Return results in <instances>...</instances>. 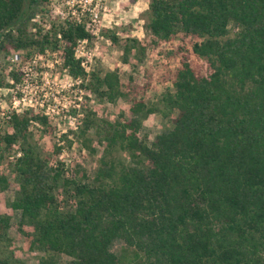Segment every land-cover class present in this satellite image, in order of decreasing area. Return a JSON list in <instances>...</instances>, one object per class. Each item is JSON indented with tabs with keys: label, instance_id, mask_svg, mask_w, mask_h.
Masks as SVG:
<instances>
[{
	"label": "trees",
	"instance_id": "16d2710c",
	"mask_svg": "<svg viewBox=\"0 0 264 264\" xmlns=\"http://www.w3.org/2000/svg\"><path fill=\"white\" fill-rule=\"evenodd\" d=\"M51 3L0 0V88L22 82L7 64L14 53L21 65L50 52L73 85L129 106L111 120L82 108L51 151L32 131L53 133L45 114L0 116V191L14 181L7 206L26 249L42 253L38 264H264V0H148L145 42L100 28L122 62L133 54V68L147 48L166 46L174 64L154 102L143 99L147 74L140 83L86 68L76 50L95 37L90 6L51 18ZM151 113L169 126L148 140L140 129ZM70 133L87 152L101 145L92 173L58 158ZM10 226L0 211V264H21Z\"/></svg>",
	"mask_w": 264,
	"mask_h": 264
},
{
	"label": "rangeland",
	"instance_id": "374dc122",
	"mask_svg": "<svg viewBox=\"0 0 264 264\" xmlns=\"http://www.w3.org/2000/svg\"><path fill=\"white\" fill-rule=\"evenodd\" d=\"M89 0H52L51 18L66 16L70 14L79 4H87ZM148 0H93V12L96 17L92 21L95 28V37L91 43L83 44L78 48L79 54L86 62L87 68L113 69L116 68L121 81H126L128 75H132L134 81L141 83L142 76H149L150 87L143 94L145 102H154L157 95L169 86L161 78L166 74V68L174 64L170 59L165 58L160 48H147L142 63L133 68V54L127 56V61H121V48L112 45L108 39L98 33L100 28L115 31L119 37H134L145 42L146 36L142 30L143 11L146 9ZM87 49V50H86ZM57 58L50 52L45 57L35 60L34 68L25 77L24 83L15 90L12 88H0V112H5L11 104L13 96L19 93L25 96L24 102H20L18 108L26 107L34 110L46 109L48 120L55 127L52 134L42 135L39 127H32L34 138L39 146L47 151H51L60 133L73 128L81 115V109L87 107L95 111L99 116L106 119H113L119 112L128 114L129 102L124 98H118L114 102L105 99L99 100L92 93H88L73 85L72 80L60 68ZM169 66V67H168ZM27 99H31L30 105ZM43 103V106L40 105ZM73 110V113H72ZM173 116V115H172ZM1 125H3L1 123ZM169 126V117L164 118L159 113H151L143 120L140 129L141 134H145L151 140L156 133ZM68 143H63L58 158L65 164H80L90 174L98 165V158L101 154V145L94 143V152H87L81 145L73 139L71 133L68 135ZM69 144V146H68ZM0 168L5 172L4 160L0 163ZM7 173V172H6ZM15 190V183L10 178L7 189L0 191V211L10 217L11 226L9 236L13 239L14 254L21 261V264H38V259L42 256L39 251H29L25 243L15 230L17 221L16 211L7 206V201L12 197ZM122 246L121 241H114L111 245L113 252H118ZM68 257L57 258L56 264H65Z\"/></svg>",
	"mask_w": 264,
	"mask_h": 264
},
{
	"label": "built area",
	"instance_id": "2783aa9c",
	"mask_svg": "<svg viewBox=\"0 0 264 264\" xmlns=\"http://www.w3.org/2000/svg\"><path fill=\"white\" fill-rule=\"evenodd\" d=\"M92 5H93V0H89V2H87V4L83 3V4H79L77 6H82V7L90 6L91 7V9H90V11H91L90 20L91 21H94V18L96 17V12H93ZM67 15H72V11L70 12V14H67ZM61 17L62 16H60V18ZM82 43L84 44V42L82 41L77 46V50L76 51H77L78 54H79L78 48L82 45ZM40 58H43V56H41V55H34L29 62L24 63V64H21V65H18L19 52H16V53H14L12 55V57L9 59V61H8L7 64H8V66H11V67H18V71L22 75V82L19 85H22V83H24V80H26L25 77H27L30 74V71L32 70V68H34V65H32V63L34 64L35 60L40 59ZM83 63L86 64L85 60L83 61ZM85 66H86V68L88 67L87 65H85ZM24 100H25V96H22V94L20 95L19 93H17L16 96L15 95L13 96V99L11 100V104L8 106L7 110L14 109V108H18L19 103L20 102H24ZM30 103H31V99H27V104L30 105ZM40 105L43 106V103L40 102ZM31 107L34 110V106L32 105ZM34 111H37V110H34ZM5 112H0V116L4 115ZM38 112H41V113L45 114L48 117V112H47L46 109H44V110L42 109L41 110V108H40V110H38Z\"/></svg>",
	"mask_w": 264,
	"mask_h": 264
}]
</instances>
